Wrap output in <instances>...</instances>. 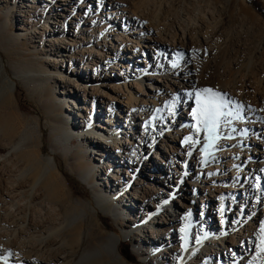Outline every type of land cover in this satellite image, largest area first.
<instances>
[{
	"label": "bare ground",
	"instance_id": "obj_1",
	"mask_svg": "<svg viewBox=\"0 0 264 264\" xmlns=\"http://www.w3.org/2000/svg\"><path fill=\"white\" fill-rule=\"evenodd\" d=\"M25 1V8L28 11L35 9L40 3L44 11L47 12L42 13L43 21L41 23L43 26L40 34L47 33L48 36H52L54 41H49L50 46L46 52L54 51L52 48L56 45V36H63L67 39L66 35L72 39L70 43L64 42L69 45V48L66 50V47L58 45V49L67 52L68 55L64 56L69 60L73 58L80 64H84V67L72 68L69 62L68 69L63 68L65 62L61 58L63 51L56 49L54 54H58L60 57L58 59L61 63V70L40 71L39 76L30 79V83L37 84L41 88V85L56 80V85L58 83V88H60V91L57 92L60 108H66L68 111L69 105H74L76 111L72 110L74 116L72 120L75 125L76 118L81 119L82 122L78 125L79 130L76 131V135L67 132L59 134L54 131L56 136L53 143L55 147L59 145L69 147L73 143L72 138H78L84 147V152H77L76 161L85 159L86 155L91 157L86 170L81 164H77L80 171L79 176L84 183L89 185L93 196L87 201L74 200L66 189L65 183L57 176L58 170L51 162V158L41 162L37 150L26 151L28 138H20L16 133V127H12L14 124L11 126L7 120H5L6 122L1 120L0 136L6 139L7 142L3 147H7L10 153L0 162V255L11 253L8 264H129L117 252L124 239L132 242L134 253L141 258L140 264H259L256 259L259 228L254 227L249 219H246L245 223L235 220L228 222L227 232L223 229V221L220 222V228L217 229L215 225L207 224L203 220L190 226L189 220L185 219L193 209L192 207L197 206V203L204 207H211L215 204L216 199H221L219 197L223 196V192H231L229 187H221L222 182H226L227 176L218 177L216 171H214L213 177L208 173L198 175L197 180L200 184L196 182L194 185L191 184L192 189H183L185 193L193 195L187 198L188 205H181L185 211L181 213L179 208L174 206L175 212L179 211V213L174 218L169 215L170 218L166 222L164 219V213H167L165 205L171 202L170 199H173L171 195H168L169 200L164 203L162 202V193L155 191L154 188L150 192L153 196L148 194L140 196L141 193L136 187L138 175L135 174V177L126 171L127 183L122 186L112 172H118V170L110 165H120L121 170L128 167L134 173L142 171L143 175H145V171H148L146 176L150 181L162 180L166 174L170 175V172L166 170L169 158L165 154L166 141L162 135L152 136L150 139V135L144 134L148 132L142 129L143 134L138 139L137 147L132 144V141H136V130L144 122L149 108L154 107V101H150L152 98L164 100L166 95L171 96L167 91L174 95L173 86L176 84L179 86L178 90L194 88V85H198L200 65H210L215 57V52L219 50L217 48H220L218 46L216 48V38L220 30L218 25L216 26L213 21L215 26L210 23L211 20H208L204 14H197L192 18L184 16L185 19L181 22L169 19L166 10L163 9L164 6L156 5L151 0ZM21 8L23 7L21 6ZM6 14L8 16L9 12ZM95 18H100V20L102 18V21L104 19L114 24L116 32H113L109 23L107 30H110V33L108 35L103 29L98 28L97 33L88 34L84 43L88 49L79 51L80 47H75L78 44L75 43V39L78 38L81 30L87 33L94 26L92 19ZM21 21L23 20L20 19ZM47 22L52 25L50 29L46 25ZM18 29L24 32L29 31L28 29L22 30L21 27ZM22 35L20 34L19 37ZM100 39H102V45L99 42ZM207 52L209 53L207 54ZM176 53L180 55L177 59H175ZM93 55L95 56L93 57ZM49 56L46 62L53 61ZM198 56L200 59L202 58L200 61H203L204 64L199 65ZM141 58L144 60L143 63ZM174 61L177 63H173ZM141 65L160 74L155 77L148 76L145 70L139 69ZM130 66H132L134 74L129 73ZM154 68L159 71H153ZM112 73L115 74L114 79L120 77L122 82L116 86L110 83L102 86L114 92L116 97H107L98 87L92 88L91 85L84 84L95 83L98 86L101 77L104 82L112 81ZM172 73L174 75L172 79H177V83L171 82L169 79ZM129 78H134L133 93L126 86ZM142 78L152 82L150 85L148 84L150 94L143 88L144 80ZM249 82L243 86L244 99H241L242 96L240 99L238 98L242 103L245 102L246 94L251 89ZM151 84H155L154 89L150 88ZM67 87H70V90H67ZM11 89L12 85L6 90L8 94L5 96H12ZM120 90L125 93H121ZM220 91L229 97L234 96L227 86H222ZM77 94L84 97L83 102L77 98ZM95 95L99 97L96 101L92 97ZM87 97L92 98L90 109L86 106L89 103ZM261 99L258 96L256 101L260 102ZM70 100L86 107H78L75 102ZM115 100L119 103L116 108L113 103ZM94 103H96V107L93 110ZM101 107H105L106 110L104 120L98 117L94 118V116L93 120H86L87 118H82L83 116L77 111L80 108L88 114L95 112L96 116L97 109ZM54 109L59 111L57 104ZM111 109L114 110L111 111ZM181 113L178 118L183 117V112ZM121 115H124L123 123L119 121ZM184 115L189 116L187 112H184ZM251 115L250 118L255 113L253 112ZM60 121L67 126L65 118ZM242 123L247 127L235 136L227 135L223 138V135L219 133L220 138L207 155L204 149L207 148L208 142L204 139L201 155H199L201 162H205L209 166L218 160V162L222 161L224 167H233L232 184L237 187L233 191H241L242 195L246 194L244 198H247L252 188L249 183V175H252V172H257L260 167H264V119L258 124L256 132H254V124L252 125L251 122L246 123L245 120H242ZM91 124L94 128H98V132L102 134L100 135L101 139L96 138L97 140H95L89 135L88 132L93 129ZM107 129L113 132L111 135L109 134L110 137L107 136ZM184 129L182 128V130ZM81 133L82 137L79 138ZM177 134L181 135L180 132ZM110 138L114 144L117 142L116 146L121 147L116 148V155L111 151L113 143H108L107 149L102 146L103 142ZM178 138L180 136H173L170 131L166 134V139L169 142L174 141L176 144H180ZM148 141L150 142L149 150L159 152L160 155L152 157L154 163L147 158L137 161L135 152L139 149L145 151ZM32 145L37 148V144L34 142ZM226 146L230 148L225 149ZM249 146H260L261 149L257 151L250 149ZM168 149L170 150V146ZM253 155L262 160L258 164L259 167L257 164L246 161L251 158L254 161L257 160V157H253ZM243 164L246 165V170L237 167V165ZM249 169L251 171H247ZM210 170V167L206 169L207 172ZM215 170H222V167L216 166ZM122 172L124 171L122 170ZM103 175L104 177H102ZM178 175V179H180L181 174ZM97 177L100 182L96 183L95 178ZM107 179L114 182L116 186H112ZM217 181L222 182L219 184ZM216 184H218L217 187ZM129 186H132L130 194L126 191ZM112 187L115 189H111ZM195 194L201 195L200 201L198 198H193ZM148 200L154 202L152 209L146 205ZM243 200L246 202V199ZM139 202L142 204L139 205ZM170 213L173 215L172 211ZM99 214L111 217L118 226V230L107 232L102 227ZM134 214L135 219L132 220L129 215ZM263 220L264 217H262ZM186 224L188 233L185 239V234L181 229ZM194 230H197V235H194ZM237 232H239L238 236L241 238V242L252 239V243L248 244L247 248L245 243L244 245L243 242L239 244V241L235 239ZM227 260H231V262H227ZM260 262L264 264V259Z\"/></svg>",
	"mask_w": 264,
	"mask_h": 264
},
{
	"label": "rangeland",
	"instance_id": "obj_2",
	"mask_svg": "<svg viewBox=\"0 0 264 264\" xmlns=\"http://www.w3.org/2000/svg\"><path fill=\"white\" fill-rule=\"evenodd\" d=\"M152 1L153 3L155 2L156 5L162 4V6H164L163 9H165L167 12L166 14L168 18H172V20L175 21L179 20V22H181V20H184L187 17L192 18L197 16V14H204L208 20H211L209 21L210 23L213 24L214 22V24L216 26L218 25L220 29L216 38V48L217 46L220 48H217L219 50L218 52L216 51L214 55L216 58L214 57L210 65L201 66L200 64H204V62L200 61L202 59H200V56L197 57V61H200V69L198 70L200 75L198 74L197 78L198 85H194V88L178 90L179 86L176 84V86H173L175 89L174 95H172L170 91H167L171 96L169 97V95H166L164 100L152 98L150 101H154V107L149 108L148 115H146L147 119L145 118L144 122L140 124L139 129L136 130V141H132V144L136 147L138 139L141 138V134H143L142 129L145 132H148L147 134H144L150 135V139L152 136H163V139L166 141L165 154L169 158V164L166 167V170L170 172V175L167 176L166 174V177H164L162 180L156 179L155 181H150L146 176L148 171H145V175H143L142 171L141 173H134L130 171L128 167H125L122 169L124 172H122V167L120 165L116 166V164H110L111 167H116L118 170V172H112L115 174V178L121 182L120 184L122 186H125L127 183L125 174L126 171L127 173L129 172L128 174L135 177L138 175L136 179V187L141 193L140 196H145L146 194L152 195L150 192L154 188L155 191L162 193L160 194L163 196L162 202L164 203L169 200L168 195H171V198L173 199H170L171 202L165 205V212L167 209V213H164V219L166 222H168V219L170 218L169 215L174 218L179 213V211L181 213L185 211L181 205H188L189 201L187 198L193 196L192 194L185 193L183 189H192L191 184L194 185V183L196 184V182H199L197 180L198 175L208 173L209 176L213 177L214 171H216L218 173V177L227 176L225 179L226 182L217 181V183L220 184L222 182L223 184L221 187H229L231 192H223V196L219 197L221 199H216L214 201L215 204L211 207H204L200 203H197L196 207L194 205V207H192L193 209L190 210L191 217L188 219L189 225L193 226L194 223H198L199 220H203L207 224L211 223V225H215V227L219 229V224L221 221H223V229L225 232H227L229 228L228 222L235 220L245 223V220L249 219L254 227L259 228V223L262 221V217H264V167H260L257 169V172H252V175H249V183H251L252 188L248 193L247 198H244L246 194L242 195L241 191H233L235 188H237L232 184V179L234 178V175L231 176L234 174L233 167H224L222 165V161L218 162V160L214 161V164L212 163L210 166L205 162H201V147L206 134L202 131L197 137V134L192 129V125L195 124V121L193 120L191 113L192 109L196 105L194 97L189 96L188 93H194L203 88H212L214 91L224 94V92L220 90L222 86H227L228 89L234 93V96L229 97L226 95V99L229 101H234L236 104L242 106L239 109L242 119L236 120L232 117L223 118L219 133L223 135V138L227 135L235 136L236 134L241 133L242 130L247 127L243 125L242 120H245L246 123L251 122L252 125L254 124V132L258 130V124H260L262 119H264V0L258 1V3H260L259 5L262 13L257 11L256 4H254L255 2L252 0H151V2ZM25 4V0H0V121L7 120L8 124L10 123L11 126L14 124L12 127H16L15 130H17V135L20 136V138H28V148L25 150H37V154L41 162L51 158V162H53V164L57 167V176L65 183L66 189L69 191L74 200L87 201L93 196V192L89 185L84 183L80 178V171L77 168V164H81V166L85 168L84 170H86L88 164L90 163L91 157L85 154V159L76 161V158H78L77 152H84V147L82 144H80L78 138H72L73 143L69 147L63 145L55 147L53 143V140L56 136L54 131L59 134L67 132L68 134L76 135V131L79 130L78 125H80L82 121L81 119L76 118L74 125L72 120L74 119L72 110L76 111L74 105H69L70 111H66V108H60L58 105L57 96L59 95L57 92L60 91V88H58V83L56 85V80H51L50 83L41 85V88L37 84L35 85L30 83V79L40 75V71L52 72L61 70V63L58 59L60 57H58V54H54V52L56 49H58V45L64 48L66 47L67 50L69 45L64 42L70 43L72 39L66 35L65 37H67V39H65L63 36H56V45L52 48L54 51L49 50V52H46V50L48 51V46H50L49 41H54L51 35L48 36L47 33L40 34L41 28L43 26L41 23L43 21L42 13L45 14L47 12L44 11L40 3L37 7H35V9H29V11L25 8ZM21 6L23 8H21ZM7 12H9L8 16L6 14ZM20 19L23 21L20 22ZM92 20L94 22V26L91 29L85 28L86 30L89 29L87 33L82 32L81 30L78 38L75 39V43H78L75 45V47H80L79 51H86V49H88L86 45H84L88 34L91 33L93 35V33H97L98 28L101 30L103 29L107 35L110 33V30H107L109 27L108 23L111 24L110 22L104 19L102 21V18L101 20L100 18H95ZM46 25L49 29L52 27L50 22H47ZM19 27H21L22 30L28 29L29 31H20L18 29ZM111 28L115 33L116 26L111 24ZM20 34H23L24 36L22 35L19 37ZM61 34H63V32H61ZM82 40L84 41L83 43ZM99 42L102 45V39H100ZM107 47H109V44H107ZM58 50L60 51L61 49ZM62 51L63 50H61V52ZM104 52L107 53V51ZM62 53L63 56L61 58L64 59L63 61H65L63 68L65 67L68 69L69 62L70 65H72V68H81L84 65L82 63L80 64L73 58L69 60L68 57H66L68 55L67 52L63 51ZM208 53L209 52H207V54ZM176 54L177 55L175 56V59L180 56L178 53ZM48 56L53 61L46 62ZM94 56L95 55H93V57ZM78 57L80 56L78 55ZM141 60L143 63L144 60L142 58ZM173 63L177 62L174 61ZM139 67V69L145 70L148 76L155 77V75L160 74L152 72V69H147L144 65ZM129 68V73L134 74L132 66ZM153 71L159 70L154 68ZM114 76L115 74L112 73V81L108 80L107 82H104L101 77L98 86H96L97 84L95 83L84 84H89L92 86V88L98 87L102 91V94L107 97H116L114 92H112L107 87L102 86L103 84L109 83L116 86L122 82L120 77H115L114 79ZM172 76H174L173 73L171 77H169L171 82L174 81L177 83V79H172ZM107 78H109V76H107ZM142 79L144 80L143 88L145 91H149L150 94L148 84L150 85L152 82H149L146 78ZM248 82L251 84H249L251 89L248 90L249 92L246 94L247 98L245 99V102L242 103L238 100V98L240 99L242 96L241 99H244L245 95L242 94L244 92L243 86ZM11 85L12 96H5L8 94V91L6 93V90H8ZM154 85L155 84H151L150 88L154 89ZM126 86L128 87V90L133 93L134 88L132 89V87H135L134 78H129L128 82H126ZM67 90H70V87H67ZM120 92L125 93L123 90H120ZM77 95V98L83 102L84 97H81L80 94ZM123 95L126 96V94ZM10 96L11 98L8 99ZM258 96L260 99L263 97L260 102L256 101ZM92 97H94L95 101L99 98L96 95ZM119 97L122 98L121 96ZM87 98L89 103L86 104V106L88 109H90L92 105V98ZM70 101L75 102L74 100ZM113 103L114 108L118 107L119 103L117 100H115ZM56 104L59 111L54 109ZM76 106L86 107L80 103H76ZM95 107L96 103H94L93 110ZM104 108L101 107L100 109H97L98 111L96 112V116L95 112L88 114L86 111L84 112L80 108L77 111L83 116L82 118H87L86 120H93V116L94 118L98 117L104 120L106 115V110ZM113 110L114 109H111V111ZM227 110L233 112L237 111L233 104H229V108ZM181 112H183V117L178 118ZM184 112H187L189 116L184 115ZM253 112L255 115L250 118V116H252L251 113ZM64 118L66 120L67 126L63 125L60 121V119ZM229 120L231 123L228 122ZM119 121L121 123L124 122V115H121V119ZM91 126L93 129L88 132L89 135H91L92 138H95V140H97L96 138L101 139L100 135L102 134L98 132V128H94L92 124ZM182 128L185 129L182 130ZM168 131H170L173 136H180V138H178L180 140V144H176L174 141L169 142V140L166 139V134ZM178 132H180L181 135H178ZM107 133V136L110 137L111 133L113 132L112 130L110 131L107 129ZM189 135H192L193 139H199L200 143L196 144L194 147L190 145H183L182 141L184 137ZM80 137H82V133L79 138ZM4 139L5 138L3 136H0V162L4 158L8 157L10 153V150L7 147H3V145L7 142L6 139ZM30 140L33 141L30 142ZM33 142L34 144H37V148H34L35 146L32 145ZM110 142L113 143V148H111V151L116 155V148L118 149L121 147L116 146L118 145L116 144L117 142L114 144L111 138L104 141L102 146L107 149L108 143ZM149 145L150 142L148 141L145 151L142 149H139V151L135 150V153L137 154V161L147 158L154 163V159H152V157L156 155L159 156L160 154L154 150H149ZM168 146H170V150L168 149ZM249 147H251L250 149H256L257 151L261 149L260 146ZM229 148V146L225 147V149ZM189 152H191V155H188ZM253 157L257 156L253 155ZM256 159L257 160L254 161L251 158L247 159L246 161L254 163L255 165L257 164V167H259L258 164L261 163L262 160L258 157ZM94 162L96 163V161ZM216 166H221L222 170H215ZM245 166L246 165L244 164L237 165V167L242 170H246ZM131 167L135 168L133 166ZM209 167L211 170L207 172L206 169ZM247 171L251 170L249 169ZM179 173L181 174L180 179H178ZM102 177H104V175ZM257 178H259L260 183L259 189L256 186ZM98 179L99 177L95 178L96 183L98 181L100 182ZM107 180L110 184H112V186H116L114 182L110 181V179ZM182 180L183 182H181ZM217 185L218 184L215 186L217 187ZM111 189L115 188L112 187ZM131 189L132 186L126 188L127 193L130 194L132 191ZM180 190L182 191L180 192ZM232 194H236L237 196H233ZM200 197V194H195L193 198H198L200 201ZM243 199H246V202ZM141 204L142 203L139 202V205ZM153 204L154 202L152 200H148L146 202V205L149 207V209H152ZM174 206H177L179 211L175 212L173 208ZM220 206H223L225 209L223 213H220ZM170 211H172L173 215H171ZM251 215H253V218H251ZM129 217L134 220L135 214L131 216L129 215ZM99 218L102 227H104L107 232L118 230V226L111 217L99 214ZM193 233L194 235H197V230H194ZM238 235L239 232H237V235H235V239L239 241V244H242L243 242V245L245 243V247L247 248L248 244L252 243V239H246L241 242V238ZM175 236H177V233H175ZM253 242L255 243L254 238ZM132 246L133 244L131 241L124 239L120 243L117 252L129 264H140L141 258L134 253ZM251 254H253V251H251ZM263 259L264 254L261 255L260 260ZM227 262H231V260H227ZM259 264L262 263L259 261Z\"/></svg>",
	"mask_w": 264,
	"mask_h": 264
},
{
	"label": "snow or ice",
	"instance_id": "obj_3",
	"mask_svg": "<svg viewBox=\"0 0 264 264\" xmlns=\"http://www.w3.org/2000/svg\"><path fill=\"white\" fill-rule=\"evenodd\" d=\"M189 96L194 97L195 99V107L192 109V118L195 121V124L192 125L193 131L199 134L203 131L206 136L205 139L208 142L207 148L204 149L205 154L207 155L211 148L216 144L217 140L220 138L218 133L221 127V121L225 117H232L236 120L242 119L239 109L242 107L239 104H236L234 101H229L226 99V95L222 94L218 91H214L212 88H203L199 89L194 93H188ZM229 104H233L237 111L233 112L227 110L229 108ZM174 114V113H173ZM231 123V121H228ZM234 131V129H233ZM183 145L195 146L200 143L199 139H193L192 135L184 137L182 141ZM191 155V152L188 153ZM257 188H260L259 178H257ZM224 207L220 208V212H224ZM191 213L185 217L186 220L190 219ZM181 231L185 234V239L187 238L188 233V225L181 229ZM257 248V261L259 262L261 259V255L264 254V221H260L259 229H258V242L256 244ZM11 253L7 255H0V261L2 264H8L9 257Z\"/></svg>",
	"mask_w": 264,
	"mask_h": 264
},
{
	"label": "trees",
	"instance_id": "obj_4",
	"mask_svg": "<svg viewBox=\"0 0 264 264\" xmlns=\"http://www.w3.org/2000/svg\"><path fill=\"white\" fill-rule=\"evenodd\" d=\"M253 2H255L254 4H256V8H257V11H259L260 13H262L261 9H260V3H258L259 0H252Z\"/></svg>",
	"mask_w": 264,
	"mask_h": 264
}]
</instances>
